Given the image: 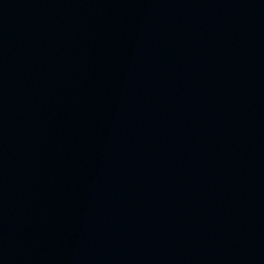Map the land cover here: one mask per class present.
Listing matches in <instances>:
<instances>
[{
	"label": "water",
	"instance_id": "95a60500",
	"mask_svg": "<svg viewBox=\"0 0 264 264\" xmlns=\"http://www.w3.org/2000/svg\"><path fill=\"white\" fill-rule=\"evenodd\" d=\"M0 264H264V0H0Z\"/></svg>",
	"mask_w": 264,
	"mask_h": 264
}]
</instances>
